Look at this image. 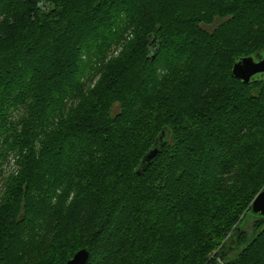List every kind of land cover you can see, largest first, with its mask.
Returning <instances> with one entry per match:
<instances>
[{
    "label": "trees",
    "instance_id": "trees-1",
    "mask_svg": "<svg viewBox=\"0 0 264 264\" xmlns=\"http://www.w3.org/2000/svg\"><path fill=\"white\" fill-rule=\"evenodd\" d=\"M263 53L264 0H0V264H264Z\"/></svg>",
    "mask_w": 264,
    "mask_h": 264
},
{
    "label": "water",
    "instance_id": "water-1",
    "mask_svg": "<svg viewBox=\"0 0 264 264\" xmlns=\"http://www.w3.org/2000/svg\"><path fill=\"white\" fill-rule=\"evenodd\" d=\"M151 45H156L155 39L152 40ZM232 76L245 84L251 83L254 79L264 77V53L261 59H258L256 56H248L239 59L233 67ZM156 154L157 149L148 156V160L153 159ZM251 214L256 218H264V190H262L252 202ZM89 260L90 252L83 249L76 253L66 264H88Z\"/></svg>",
    "mask_w": 264,
    "mask_h": 264
},
{
    "label": "rangeland",
    "instance_id": "rangeland-1",
    "mask_svg": "<svg viewBox=\"0 0 264 264\" xmlns=\"http://www.w3.org/2000/svg\"><path fill=\"white\" fill-rule=\"evenodd\" d=\"M217 24H218V23H216V24H214V25H211V26H204V28L207 29L208 31H212V30L216 27ZM121 49H122V48L120 47V49L117 50V51L115 52V56L118 55V52H119ZM94 83H95V82H94ZM12 169H13L12 166H8V172H10ZM251 216H252V215H251Z\"/></svg>",
    "mask_w": 264,
    "mask_h": 264
}]
</instances>
